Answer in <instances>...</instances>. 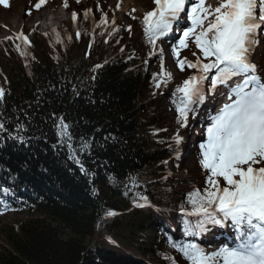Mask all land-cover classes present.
I'll use <instances>...</instances> for the list:
<instances>
[{
  "label": "trees",
  "instance_id": "obj_1",
  "mask_svg": "<svg viewBox=\"0 0 264 264\" xmlns=\"http://www.w3.org/2000/svg\"><path fill=\"white\" fill-rule=\"evenodd\" d=\"M88 30L83 15L79 38L72 25L62 24L56 33L63 43L34 32L24 49L10 39L0 42V186L17 197L6 200L12 208L38 214L3 228L0 264H142L130 254L146 260L154 252L147 233L161 235L150 213L136 208L103 226L120 246L94 239L104 213L124 210L131 201V177L139 191L155 193L157 183L149 192L142 184L157 175L166 150L149 133V125L161 122L158 99L153 73L136 62L140 50L131 34L119 29L105 41L96 30L89 45ZM96 65L101 67L93 71ZM61 117L70 125L74 158L57 136ZM84 141L90 148L81 151ZM170 185L167 192L175 194ZM20 188L34 198L22 202L15 194Z\"/></svg>",
  "mask_w": 264,
  "mask_h": 264
},
{
  "label": "snow or ice",
  "instance_id": "obj_2",
  "mask_svg": "<svg viewBox=\"0 0 264 264\" xmlns=\"http://www.w3.org/2000/svg\"><path fill=\"white\" fill-rule=\"evenodd\" d=\"M44 2L38 0L36 7ZM152 2L155 7L144 14L142 26L146 43L152 49L149 58L158 55L160 60V72L153 73L154 87H166L173 78L164 68V49L158 46L170 34L178 37L172 46L177 67L181 72L193 70L176 86L170 98L177 126L172 136L177 159L184 140L180 129H188L190 120L196 119L204 127L198 157L205 184L203 189L194 188L187 193L180 204L182 237L168 236V246L187 264H264V63L253 59L264 38V0H217L215 6L206 4V0ZM0 4L7 7L8 0H0ZM63 7H69L67 0ZM90 13L91 9L84 11L85 19ZM185 14L187 24L183 22ZM71 19L75 24L76 12L71 13ZM106 22V16L102 15L101 24ZM112 23L115 24L114 19ZM127 30L131 31L130 25ZM76 36L80 37L79 31ZM18 38L24 45L29 44L22 33ZM55 42L63 43L58 33ZM192 44L199 50V54L192 53L195 60L181 58V50ZM99 67L96 65L92 70ZM4 95L0 88V101ZM209 97L223 103L201 114ZM23 127L17 125L18 129ZM55 127L60 140L67 141V146L73 149L70 125L61 117ZM4 130L0 122V131ZM13 138L24 142L23 136ZM89 148L87 141L82 142L81 151ZM163 163L167 165L168 161ZM81 171L87 174L82 165ZM130 184L132 188L139 187L134 177L130 178ZM132 204L136 208L150 206L147 196L142 194H134ZM115 215L118 213L109 210L102 219ZM215 229L227 234L228 240L208 251L197 241ZM162 258L178 264L176 257L167 253Z\"/></svg>",
  "mask_w": 264,
  "mask_h": 264
},
{
  "label": "rangeland",
  "instance_id": "obj_3",
  "mask_svg": "<svg viewBox=\"0 0 264 264\" xmlns=\"http://www.w3.org/2000/svg\"><path fill=\"white\" fill-rule=\"evenodd\" d=\"M70 6L67 8L71 11L75 9L74 0H69ZM101 5L107 10L110 15L114 14L115 20H126L128 16L139 15L141 13H146L147 11H151L155 5L153 4L152 0H126V4L124 5V1H108V0H99ZM38 0H8V6L5 7L3 4H0V37H5L10 35V33H18L23 29H29L34 23L38 27L37 23L43 20V17L48 15V12L52 10L56 20H64L67 16H71V13L67 15L64 14H57L55 13V9L57 7H62L63 2L62 0H45V2L39 7H36ZM217 0H206V4H211L215 6ZM64 9V8H63ZM135 9V11H133ZM7 15L6 17L3 15ZM46 15V16H45ZM68 22V20H65ZM65 22V23H66ZM44 24V23H42ZM63 27V26H62ZM67 26H64V28ZM176 36L175 34L173 35ZM170 48L172 49L173 44L168 43ZM162 48L165 50L167 49L165 45H162ZM193 52L199 54V50L195 48L194 44L190 45V48L183 49L180 52V55H185L189 58V60L194 59L195 57L192 55ZM165 67L166 70L172 73L173 79H179L180 77L186 78L189 73L193 72L191 69H187L184 72H181L176 65V58L173 56V53L167 50L165 52ZM161 110L163 112V118L167 119L168 121L171 120L174 110L172 105L168 101H162L160 104ZM204 129V127L202 128ZM199 131V130H198ZM187 133H191V135H195L196 132L192 131V128H188L185 130L184 133H180L183 136L184 140L183 143L179 146L180 153L179 159L181 164V169L175 174H178L182 179H192L197 177V170H196V162L193 159V155L191 156V142H193L192 138L187 137ZM172 137V136H171ZM123 207V206H122ZM124 208V207H123ZM126 210V208H124ZM38 214L36 213H28L24 211H1L0 212V245L3 241L4 236V229L8 226L17 227L21 221L29 218L35 217ZM121 214L113 217H109L108 219H114ZM106 219L101 220L98 224L104 226ZM100 227V228H102ZM100 231V230H99ZM100 235L97 234L96 237ZM151 238V235L149 233ZM101 238V237H100ZM99 239V238H98ZM152 240L148 237V244ZM97 244V243H96ZM153 247V246H152Z\"/></svg>",
  "mask_w": 264,
  "mask_h": 264
},
{
  "label": "bare ground",
  "instance_id": "obj_4",
  "mask_svg": "<svg viewBox=\"0 0 264 264\" xmlns=\"http://www.w3.org/2000/svg\"><path fill=\"white\" fill-rule=\"evenodd\" d=\"M108 1H112V0H108ZM114 1H115V0H114ZM123 1H124V5H125V4H126V0H123ZM55 13H57V14H59V15H60L61 13L64 14V15H66V14L70 13V11L67 12V11H65L62 7H57V8L55 9ZM3 16L6 17L7 15L4 14ZM47 19H48V18H47ZM257 62H258V61H257Z\"/></svg>",
  "mask_w": 264,
  "mask_h": 264
}]
</instances>
